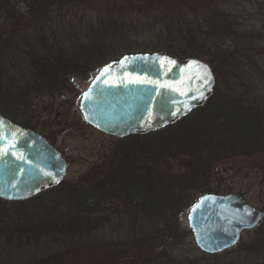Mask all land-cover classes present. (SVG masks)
Listing matches in <instances>:
<instances>
[{"label": "trees", "instance_id": "obj_1", "mask_svg": "<svg viewBox=\"0 0 264 264\" xmlns=\"http://www.w3.org/2000/svg\"><path fill=\"white\" fill-rule=\"evenodd\" d=\"M28 1H31L30 11L34 13L30 24L40 23L43 17L41 25L45 29L43 35L34 37L32 50L26 58L28 61L13 59L9 62L20 71L15 77L19 83L12 89L4 87L0 81V95L3 93L2 99L7 102L14 96L23 97L24 93L32 95L37 91L35 89L44 94H54L58 88L68 87L75 76L87 77L94 67H103L135 52L169 51L182 59L202 58L212 65L216 85L202 105L174 123L119 139L120 150L109 162V168L94 174L93 183L87 184V179L78 183L63 181L28 199L8 201L0 198V224H7L0 226V230L5 232L12 220L17 226L11 233L21 239L27 232L35 235L45 226L49 228L53 222L45 221L42 216L47 207L43 201L50 198L48 206L52 207L55 201L62 200L64 195L58 188L65 184V187H70V190L74 187L75 190L67 198L68 204L77 202L78 214L84 216L77 219L86 222H72L70 217L63 215L54 223L56 230L81 233L78 238L91 237L97 229L94 224H100V233H103L107 222L116 218L117 214L114 215L113 211L116 205L108 208L109 213L105 214L103 204L108 200H116L119 206L124 204L136 208L134 212L117 211L121 216H124L122 213H129L124 217H133L132 221L122 226L125 229L126 225H131V230L123 231L121 245L116 240V252L106 264H190L181 263L169 252L181 234L177 212L179 214L184 208H191L200 195L219 192L208 183L211 169L217 163L234 155L261 153L264 156L263 9H252L242 0H202V8H195L198 5L193 4L192 10L186 13L190 2L174 0L173 6L178 4L175 7L179 9L169 14V0H155L158 17L150 21L154 12H149V21L141 22L139 31L150 32L158 43L153 46L154 49L145 50L136 49L128 42L132 25L123 21L124 16L122 19L103 17L93 20L99 22L86 29L71 30L63 22L57 27L52 23L50 32H47V24L55 21L56 7L67 6L68 1L73 0ZM151 1L152 4L154 0ZM8 5L7 1L0 0L2 8ZM163 8L166 9L163 11ZM6 18L11 19L9 12ZM6 35L9 33L6 32ZM5 38L0 35V57L3 58H0V65L1 61L6 63L5 55L12 56L11 48L8 52L4 43ZM8 80L11 81V78ZM0 111L24 126L35 128L28 119L16 118L3 106H0ZM192 191L200 195H194ZM7 203L16 205L15 211L4 210L2 206ZM22 204L29 210L22 209ZM39 212V218L31 221V216L35 218ZM136 216H142L146 221L154 219L145 224ZM263 225L264 220L256 229ZM187 231L192 232L191 229ZM102 250L98 246L97 253ZM230 250L227 253H231ZM77 257L76 264H93L89 258L83 259V253ZM103 261L99 257L96 264H104ZM54 264L72 263H65L62 257Z\"/></svg>", "mask_w": 264, "mask_h": 264}, {"label": "rangeland", "instance_id": "obj_2", "mask_svg": "<svg viewBox=\"0 0 264 264\" xmlns=\"http://www.w3.org/2000/svg\"><path fill=\"white\" fill-rule=\"evenodd\" d=\"M1 1H7L10 4L3 8L0 6V35L6 37V42L4 43H6L8 52L11 48L12 56H4L7 64L1 61L0 81L3 82L4 87L12 89L13 85L19 83L15 80V77L19 75L18 72L20 69L14 68L13 64L9 62L13 59L28 61L26 58L32 50L31 45L32 42H35L34 37L38 34L39 36L40 34L43 35L45 28L41 23L44 18L41 17V22L33 23L34 25L32 26L30 21L33 22L34 13L30 11L29 4L31 1ZM150 1H68L67 6L56 7L54 13L55 21L47 24L46 31L50 32L51 27L49 26L52 23H55L57 27L58 23L63 22L71 30L86 29L89 25L91 27L92 23H98L99 21H94L102 19L103 17L107 19L117 17L119 19L124 16L123 21L132 25V28L129 29L128 42L132 46H135L136 49H154L153 46L158 43L156 37L152 36L150 32L139 31L141 22L145 23L149 21V12H154L150 16V21L158 17V14L155 13L158 8H154V5L157 6L158 3L154 0L151 4ZM188 1L190 5H187L186 13H189L190 9L192 10L191 6L193 4L198 5L195 8L203 7L202 0H198L200 3L193 0ZM242 1L246 5H249V7L252 6V9L260 8L264 12V0ZM174 3V0H169L171 7L169 8V14H173L174 9H179L175 7L178 4L173 6ZM242 6L244 7L245 5L243 4ZM165 9L163 8V11ZM8 12L11 18L10 20L6 18ZM36 14L39 17V14ZM6 32L9 35H6ZM72 37L75 40L74 35ZM101 68L102 66L94 67L91 74L87 77L75 76L69 81L68 87L58 88V91H55L54 94H44L40 91L38 92V89H35L37 91H34L32 95L29 94L28 96L24 93L23 97L19 96L15 98L14 96L9 102L6 99H2L3 93L0 95V106L9 109L10 114L18 119H28L29 123L35 127L34 129L37 132L47 137L52 142L51 144L62 152L69 164L68 172L64 179L68 183H78L81 179H87V184L93 183L94 178L92 177L95 176L94 174L109 168V162L120 150L118 146L121 144L119 140L121 138L98 130L86 120L81 109L82 95L88 90ZM10 78L11 81L13 79V82L8 80ZM262 155L261 153L247 154L244 156L234 155L227 160L217 163L211 169L208 183L212 184L213 188L219 191V194L239 193L252 205L262 208L264 204V156ZM71 189L70 187H65V184L60 186L58 190L64 196L62 200L55 201L52 207L48 206L51 203L50 198L43 201V205L47 207H45L46 210L43 211L42 216L45 221L47 220V222H53L54 224H51L49 228L45 226L42 230L35 232V235H29L27 232L21 239L15 237L13 232L11 233L14 230L13 227L17 226V223H14L12 220L8 223L10 226L6 228L5 232L0 230V264H54L55 261L62 259V257L65 258V263L66 261H70L72 264H76L74 261L77 260V256H80V253L84 254V260L89 258L93 264L97 263L99 257L104 260V264L109 262L116 252V240H119V245H121L120 240L123 239V231L131 230V225H126V228L122 229L123 223H128L133 219L132 216L124 217L125 215H129V213L119 212L124 214V216H121L117 211L122 210L123 212H127V210H133L134 212L136 208L124 204L119 206L116 204V200H111L112 202L109 200L108 202L105 201L106 203L103 204L105 214L109 213L108 208L116 205L117 209L115 208L113 210L114 215L117 214L115 216L116 218L107 222V229L103 233H100V224H94V227L97 229H94L91 237L78 238L81 237V233L75 234L73 232L62 231V229L56 230L57 225L54 223L55 220H60L63 215L70 217L72 222H86L82 219H77L78 216H83L82 214H78V203L72 202L68 204L69 200L67 198L75 191L74 187ZM192 194L200 195L196 191H192ZM103 205L101 207L102 209ZM22 206V209L29 210L26 205L22 204ZM2 208L11 213L15 211L14 209L17 206H14L12 203H7ZM190 209L184 208L179 214L177 212L176 220L177 222L178 220L180 221L181 234L178 237L179 241L173 244V248H169L172 257L180 259L181 263L190 264H264V225L258 229L256 227L255 229L245 231L240 243L233 247L236 249L233 250L231 248L233 251L228 249L231 253H227L228 250H226L218 254H207L198 247L193 232L189 233L187 231L191 229L189 223ZM40 214L41 212L35 218L31 216V221L38 219ZM136 218L145 224L154 219L153 217L150 218V221H146L147 219L142 216H136ZM3 225L7 226L6 223L0 224V226ZM18 226L20 228L22 227L21 224ZM11 234H13V237ZM98 246L103 250L97 253ZM160 264H165V262H161Z\"/></svg>", "mask_w": 264, "mask_h": 264}, {"label": "water", "instance_id": "obj_3", "mask_svg": "<svg viewBox=\"0 0 264 264\" xmlns=\"http://www.w3.org/2000/svg\"><path fill=\"white\" fill-rule=\"evenodd\" d=\"M215 85L213 67L202 58L135 52L101 69L83 94L81 109L97 129L125 137L174 123L202 105ZM0 121V198L28 199L65 179L68 162L47 137L1 112ZM263 219L264 204L258 208L239 193H205L189 212L196 243L207 254L237 246Z\"/></svg>", "mask_w": 264, "mask_h": 264}, {"label": "snow or ice", "instance_id": "obj_4", "mask_svg": "<svg viewBox=\"0 0 264 264\" xmlns=\"http://www.w3.org/2000/svg\"><path fill=\"white\" fill-rule=\"evenodd\" d=\"M191 64H194V65H197L198 67H206V66H200L199 64H198V62H196V61H192V62H190ZM211 77H210V74H208V76H207V79H210ZM206 82V81H205ZM203 98V97H202ZM3 123V121H0V124H2ZM233 243H235V241H233Z\"/></svg>", "mask_w": 264, "mask_h": 264}, {"label": "flooded vegetation", "instance_id": "obj_5", "mask_svg": "<svg viewBox=\"0 0 264 264\" xmlns=\"http://www.w3.org/2000/svg\"><path fill=\"white\" fill-rule=\"evenodd\" d=\"M49 140V139H48ZM50 141V140H49ZM52 143V142H51Z\"/></svg>", "mask_w": 264, "mask_h": 264}]
</instances>
